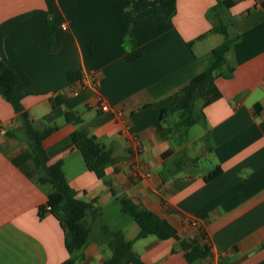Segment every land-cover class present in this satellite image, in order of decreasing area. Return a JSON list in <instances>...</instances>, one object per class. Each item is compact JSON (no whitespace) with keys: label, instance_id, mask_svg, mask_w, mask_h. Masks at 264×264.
Listing matches in <instances>:
<instances>
[{"label":"crops","instance_id":"obj_1","mask_svg":"<svg viewBox=\"0 0 264 264\" xmlns=\"http://www.w3.org/2000/svg\"><path fill=\"white\" fill-rule=\"evenodd\" d=\"M225 1L241 35L228 53L234 72L217 76V95L197 106L203 129L191 135L198 123L186 129L176 114H160L224 41L208 14L217 0H53L52 12L47 0H0V59L20 77L16 95L43 134L50 163L63 160L77 196L101 209L87 215L92 229L79 263L112 255L105 225L133 240L147 264H264V0ZM89 41L99 52L90 53ZM76 69L82 75L71 80ZM58 94L65 101L55 104ZM66 111L82 121H67ZM76 129L113 149L105 177L87 167L73 143ZM38 175L21 115L0 92V264H60L70 256L60 220L39 212L49 186ZM123 194L168 219L181 237L209 243L211 254L189 261L175 237H139Z\"/></svg>","mask_w":264,"mask_h":264},{"label":"trees","instance_id":"obj_2","mask_svg":"<svg viewBox=\"0 0 264 264\" xmlns=\"http://www.w3.org/2000/svg\"><path fill=\"white\" fill-rule=\"evenodd\" d=\"M47 2L52 12L54 9L53 0H47ZM225 2V0H217V3L208 11V14L215 19L212 30L225 36L224 41L213 49L214 60L212 64L177 90L175 100L162 109L161 119H167L176 114L178 117L177 124L186 129L198 123L202 118V113L197 111L198 102L203 100V103H206L217 95V76L233 74L235 67L229 63L228 53L233 49L235 42L240 39L241 35L234 30V24L227 12ZM134 15V11L128 12L129 18L132 19ZM52 33L51 29V44L53 42ZM89 47L91 54H96L100 50V45L95 41H89ZM81 75L79 69L69 71L71 80L78 79ZM19 82L18 73L0 59V92L13 104L24 122V134L39 168L37 183L49 186L47 202L40 206L39 212L41 215L47 211L52 212L60 220L65 231V244L70 256L60 264H81L77 252L88 243L92 229L87 220V215L93 214L97 217L101 214V209L94 201H87L77 196V190L70 184L66 176L63 160L50 163V155L44 144V136L34 125L21 98L16 95V86ZM64 101L65 97L62 94H58L55 98V104ZM65 116L70 122L80 123L82 121V117L74 111H66ZM15 133L13 130L10 131L11 135ZM72 139L75 146L81 150L87 167L99 177H105L107 165L115 159L113 149L101 143L94 134L87 130H74ZM220 172L221 168L217 167L206 174L205 179H212ZM118 199L122 204L123 212L130 214L140 225L139 237L152 234L161 239L175 237L180 241L189 261L207 258L211 254L212 247L209 243L201 238L181 237L169 220L154 210L135 202L125 194L118 196ZM103 230L112 234L109 243L113 253L102 264H147L141 255L135 251L133 240L127 239L122 230H111L105 225ZM201 235L203 236L204 232Z\"/></svg>","mask_w":264,"mask_h":264},{"label":"built area","instance_id":"obj_3","mask_svg":"<svg viewBox=\"0 0 264 264\" xmlns=\"http://www.w3.org/2000/svg\"><path fill=\"white\" fill-rule=\"evenodd\" d=\"M63 27H64V29H67L68 25L65 23V24H63ZM94 80H95V78L93 77L92 81L94 82ZM74 93L78 94L79 91L75 90ZM100 107H101L102 110H109L111 108L110 105L107 102H101ZM134 168H135L136 172L141 173V174H143L145 176H150L151 175V173L147 169L141 167L139 164H135ZM192 225H194L195 227H200L201 223L199 221H193Z\"/></svg>","mask_w":264,"mask_h":264},{"label":"rangeland","instance_id":"obj_4","mask_svg":"<svg viewBox=\"0 0 264 264\" xmlns=\"http://www.w3.org/2000/svg\"><path fill=\"white\" fill-rule=\"evenodd\" d=\"M218 36L220 37V40L221 41H223L224 40V35L223 34H218ZM203 102V100H200L199 102H198V104H201ZM203 129V126H202V124L201 123H198V124H196V125H194L193 127H192V129H191V135L194 133V134H196L197 132H200L201 130ZM206 165L207 164V162L205 161V162H203V165ZM98 227V228H97ZM98 229H99V231L101 232V226H96V232L95 233H98ZM93 264H97L96 262L95 263H93Z\"/></svg>","mask_w":264,"mask_h":264}]
</instances>
